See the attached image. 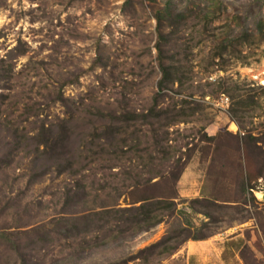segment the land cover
<instances>
[{
  "label": "rangeland",
  "instance_id": "obj_1",
  "mask_svg": "<svg viewBox=\"0 0 264 264\" xmlns=\"http://www.w3.org/2000/svg\"><path fill=\"white\" fill-rule=\"evenodd\" d=\"M161 3L162 0H130L129 5L126 0H0V135L9 136L7 122L31 129L41 121L63 118L65 108L55 102L58 92L67 100L83 99V109L86 104L90 110L104 113L122 108L138 112L148 107L159 78L155 71L153 14ZM222 4L227 12L212 26L226 19L233 26L237 14L247 12L253 16L259 9L264 21V0H222ZM213 32L216 38H206L193 50L191 83L172 93L176 100L199 101L205 110L187 123L169 127L168 132L170 144L179 150L176 156L187 164L196 159L201 162L204 174L209 175L203 197L216 201L217 207L190 203L193 198L178 195L177 183L175 201L178 209L192 207L187 209L189 217L185 216L190 221V236H222L224 264H264V148L243 144L240 155L241 143L237 144L235 138L244 132L260 137L264 132V84L257 76L264 70V43L243 47L242 58H213L210 66L208 56L215 47L212 41L224 37L219 30ZM20 51L24 53L13 59ZM232 81L252 89L258 103L252 117L243 121L242 130L231 120V99L220 88ZM204 134L215 140L211 144L200 142ZM9 137L5 146L0 144V159L6 161V166L0 163V231L41 235L32 230L49 227L62 214L66 190H74L79 181L91 193L83 209L102 203L125 207L137 197L133 186L136 172L126 173L131 168L128 163L87 171L84 180L57 176L51 171L42 176L45 169L34 166L31 154L16 150L14 140L7 144ZM239 170L247 176L244 189L238 180ZM143 173L144 179L152 176ZM151 183L155 194L162 183L157 179ZM171 222L164 220L147 232H126L117 240L110 236L107 244L87 250L72 264H108L127 259L158 241L168 232ZM236 235V239L227 240ZM7 247L6 243L0 244V254ZM172 256L159 264H186L182 254L170 260ZM36 259L39 260L28 258V263L42 264ZM48 263L47 257L44 264ZM128 264L138 263L136 260Z\"/></svg>",
  "mask_w": 264,
  "mask_h": 264
},
{
  "label": "trees",
  "instance_id": "obj_2",
  "mask_svg": "<svg viewBox=\"0 0 264 264\" xmlns=\"http://www.w3.org/2000/svg\"><path fill=\"white\" fill-rule=\"evenodd\" d=\"M129 4L130 0H126V5ZM226 12L222 0H162L161 7L154 10L153 14L156 21L155 71L159 78L155 84L156 91L145 109L137 112L122 108L118 112L104 113L99 109L90 110L86 104V109H83V99L79 102L67 100L58 92L55 102H60L65 108L63 118L41 121L37 128L35 125L31 129L20 123L7 122L10 136L7 144L14 140L16 150L31 154L34 166L45 169L42 176L51 171L57 176L67 175L84 180L87 171L93 173L100 168L128 163L131 168L126 173L131 175V172H136L133 186L137 197L125 207L115 206L116 203H102L83 209L88 205L91 193L79 181L74 190H66L62 214L52 220L49 227L32 230L33 233L41 232V235H31L28 231H0V244L6 243L8 246L4 254H0V264H29L28 258L34 257L39 258L36 261L42 264L47 257L48 264H72L87 250L107 244L110 236L117 240L126 232H147L164 220L172 222L168 232L158 241L139 249L127 259L119 258L108 264H128L136 260L138 264H159L172 256L182 243L207 238L190 236V221L185 216L189 217L187 209L192 207L177 208L175 187L187 161L176 156L179 150L170 144L168 128L187 123L195 114L205 110L204 104L199 101L176 100L172 93L186 88V83H191L193 50L206 38H216L214 30H219L224 37L221 41H212L215 47L208 56L210 66L214 64L213 58H242L243 47L264 43V21L260 9L253 16L247 12L237 14L233 26L227 19L219 26H212ZM23 53L20 51L12 58ZM220 88L231 99L228 110L231 120L242 130L243 121L252 117L258 106L253 90L244 88L236 81L223 84ZM8 137L0 135L2 146H5ZM202 138L200 142L207 144L215 140L205 134ZM235 138L237 144L240 142L242 145H238L240 155H243V144L258 150H262L261 145L264 148V132L260 137L244 132ZM0 163L6 166L2 158ZM144 171L152 176L142 178ZM154 179L162 183L155 194L154 189L150 188ZM208 179L209 175L205 173L206 184L202 192L208 188ZM238 180L243 183L244 189L247 176L240 170ZM190 203H206L207 208L217 207L216 201L204 197L191 200ZM185 234L189 236L182 239Z\"/></svg>",
  "mask_w": 264,
  "mask_h": 264
},
{
  "label": "crops",
  "instance_id": "obj_3",
  "mask_svg": "<svg viewBox=\"0 0 264 264\" xmlns=\"http://www.w3.org/2000/svg\"><path fill=\"white\" fill-rule=\"evenodd\" d=\"M207 134L213 136L211 133ZM206 184L205 174L199 160H191L177 182L178 195L183 198H202L203 185ZM239 235L232 236L227 240L236 239ZM223 238L221 235H212L202 240H188L172 256L170 260L182 254L186 264H224L222 255Z\"/></svg>",
  "mask_w": 264,
  "mask_h": 264
},
{
  "label": "bare ground",
  "instance_id": "obj_4",
  "mask_svg": "<svg viewBox=\"0 0 264 264\" xmlns=\"http://www.w3.org/2000/svg\"><path fill=\"white\" fill-rule=\"evenodd\" d=\"M258 78H260V80L262 81V83L264 84V70L262 72H260L258 75ZM235 128V127H234Z\"/></svg>",
  "mask_w": 264,
  "mask_h": 264
},
{
  "label": "built area",
  "instance_id": "obj_5",
  "mask_svg": "<svg viewBox=\"0 0 264 264\" xmlns=\"http://www.w3.org/2000/svg\"><path fill=\"white\" fill-rule=\"evenodd\" d=\"M225 101L227 102V99H225Z\"/></svg>",
  "mask_w": 264,
  "mask_h": 264
}]
</instances>
